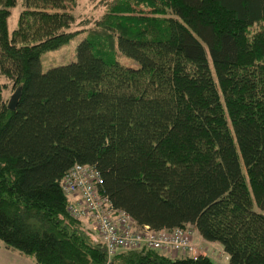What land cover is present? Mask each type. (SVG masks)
I'll use <instances>...</instances> for the list:
<instances>
[{"label":"trees","instance_id":"obj_1","mask_svg":"<svg viewBox=\"0 0 264 264\" xmlns=\"http://www.w3.org/2000/svg\"><path fill=\"white\" fill-rule=\"evenodd\" d=\"M16 1L0 0V78L20 87L10 110L0 83L4 248L34 264H218L146 246L108 261L67 212L62 177L80 163L138 225L192 227L229 264H264V0H115L81 30L77 0H23L9 35ZM80 31L75 60L42 71Z\"/></svg>","mask_w":264,"mask_h":264},{"label":"built area","instance_id":"obj_2","mask_svg":"<svg viewBox=\"0 0 264 264\" xmlns=\"http://www.w3.org/2000/svg\"><path fill=\"white\" fill-rule=\"evenodd\" d=\"M100 172L95 166L75 163L63 175L62 190L69 197L67 212L76 219L86 220L101 238L109 259L120 248L146 246L170 253L196 258L193 232L189 228L153 229L138 225L123 209L115 208L101 192Z\"/></svg>","mask_w":264,"mask_h":264},{"label":"rangeland","instance_id":"obj_3","mask_svg":"<svg viewBox=\"0 0 264 264\" xmlns=\"http://www.w3.org/2000/svg\"><path fill=\"white\" fill-rule=\"evenodd\" d=\"M108 2H115V0H77V5L73 8L72 13L75 16V21L72 24V30H81L82 25L79 22L85 19L89 20H99L103 19L106 14V8ZM23 0H17L16 4L10 8V14L7 18L8 33L11 35L13 29L17 27L19 13L23 8ZM118 22L117 25H120ZM124 28L128 30L125 25ZM262 28L264 24H256L254 28ZM123 28V27H122ZM86 35V31H80L74 35L68 42L58 47L57 49L47 50L40 54V64L41 70L46 71L47 69L59 65H65L75 60V49L79 41ZM118 60L125 65H135V62L125 56H119ZM0 83L3 86V96L4 98H9V95L13 92L11 85L4 80L3 77L0 78ZM243 168V166H242ZM255 206V205H254ZM193 232V242L196 247V252L203 255L209 256L212 260L216 261L218 264H229L228 258L225 257L220 244H210L209 242H204L199 236L198 232L192 227H187ZM97 234V233H94ZM220 246V247H219ZM171 255V253H167ZM181 255L179 253L174 254V256ZM0 264H34V259L31 255H22L14 250H7L4 248L2 241L0 240Z\"/></svg>","mask_w":264,"mask_h":264},{"label":"water","instance_id":"obj_4","mask_svg":"<svg viewBox=\"0 0 264 264\" xmlns=\"http://www.w3.org/2000/svg\"><path fill=\"white\" fill-rule=\"evenodd\" d=\"M20 96V87L16 88L14 90V92L12 93V95L10 96L8 103H7V107L10 110H13L17 104L18 98Z\"/></svg>","mask_w":264,"mask_h":264},{"label":"crops","instance_id":"obj_5","mask_svg":"<svg viewBox=\"0 0 264 264\" xmlns=\"http://www.w3.org/2000/svg\"><path fill=\"white\" fill-rule=\"evenodd\" d=\"M197 231V230H196ZM204 241V240H203ZM204 242H206V241H204ZM210 243V242H209ZM210 244H213V245H215V244H217V243H210ZM220 247V246H219Z\"/></svg>","mask_w":264,"mask_h":264},{"label":"bare ground","instance_id":"obj_6","mask_svg":"<svg viewBox=\"0 0 264 264\" xmlns=\"http://www.w3.org/2000/svg\"><path fill=\"white\" fill-rule=\"evenodd\" d=\"M184 255H186V254H184Z\"/></svg>","mask_w":264,"mask_h":264}]
</instances>
